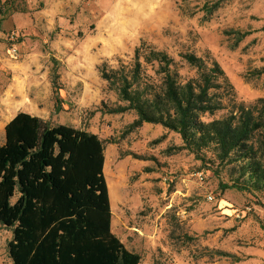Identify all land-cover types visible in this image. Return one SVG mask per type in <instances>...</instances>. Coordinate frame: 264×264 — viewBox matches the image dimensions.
Wrapping results in <instances>:
<instances>
[{
    "label": "rangeland",
    "instance_id": "374dc122",
    "mask_svg": "<svg viewBox=\"0 0 264 264\" xmlns=\"http://www.w3.org/2000/svg\"><path fill=\"white\" fill-rule=\"evenodd\" d=\"M215 3L219 8L204 17L203 5ZM228 30L250 34L231 49L235 35H224ZM141 42L177 62L183 53H208L238 102L264 98V0H0V119L22 111L102 141L104 170L112 175L105 177L110 229L140 264H264V189H222L239 178L229 166L177 150L180 137L159 125L129 131L132 111L99 112L102 103L118 102L98 68L129 64ZM61 58L74 61L79 79L63 71ZM180 73L192 71L183 63ZM246 209L234 217L233 210ZM10 239L0 227V264H12Z\"/></svg>",
    "mask_w": 264,
    "mask_h": 264
},
{
    "label": "trees",
    "instance_id": "16d2710c",
    "mask_svg": "<svg viewBox=\"0 0 264 264\" xmlns=\"http://www.w3.org/2000/svg\"><path fill=\"white\" fill-rule=\"evenodd\" d=\"M218 8L219 3L203 5L204 17ZM223 34L235 35L234 49L250 32ZM179 58L141 42L129 64H102L99 76L118 103H102L99 112L132 111L136 118L129 131L144 123L159 125L180 137L177 150L203 163L229 166L239 178L222 189L263 191L264 98L251 105L238 102L208 53ZM52 63L55 94L59 74ZM183 63L190 76L180 73ZM104 163L102 141L85 130L51 125L24 112L6 124L0 146V227L11 232L7 254L12 264H140V255L111 232Z\"/></svg>",
    "mask_w": 264,
    "mask_h": 264
},
{
    "label": "crops",
    "instance_id": "0c3cea01",
    "mask_svg": "<svg viewBox=\"0 0 264 264\" xmlns=\"http://www.w3.org/2000/svg\"><path fill=\"white\" fill-rule=\"evenodd\" d=\"M57 60V59H56ZM58 62H61L62 63V65H63V71H65L66 73H69V74H71V76H73V78H75V79H79V77L77 76V74H80V70H78V71H75V67H73L74 66V61H69L68 59H59V60H57ZM10 67H12V66H10ZM47 69H46V73H48V67H46ZM13 71L15 70V68H14V66L11 68ZM12 71V72H13ZM62 71V72H63ZM74 73H75V75H74ZM14 74V73H13ZM61 79L63 80L64 79V77H63V75L61 74ZM13 100H15L16 101V99H13ZM18 112H22V111H18ZM18 112H15V113H13L12 115H10L9 117H7V118H1L0 119V140H1V144H0V146L4 143V128H5V126H6V124L18 113ZM28 114V113H27ZM32 116H34V115H32ZM37 117H39V118H41V119H43L42 117H40V116H37ZM44 120V119H43Z\"/></svg>",
    "mask_w": 264,
    "mask_h": 264
},
{
    "label": "built area",
    "instance_id": "2783aa9c",
    "mask_svg": "<svg viewBox=\"0 0 264 264\" xmlns=\"http://www.w3.org/2000/svg\"><path fill=\"white\" fill-rule=\"evenodd\" d=\"M11 52L15 53V52H16V49H15V48H12V49H11ZM196 177H197L200 181L203 180V176H202L201 173L196 174ZM206 199H207L208 201H213L214 198H213V196H212L211 194H209V195H207ZM248 211H249V209H246V212H244V211L240 212V211H238V210H233V215H234V217H235L236 219H240V218H241V213H242V214L244 213L243 215H245Z\"/></svg>",
    "mask_w": 264,
    "mask_h": 264
},
{
    "label": "bare ground",
    "instance_id": "6f19581e",
    "mask_svg": "<svg viewBox=\"0 0 264 264\" xmlns=\"http://www.w3.org/2000/svg\"><path fill=\"white\" fill-rule=\"evenodd\" d=\"M104 164H105V163H104ZM104 167H105V166H104ZM104 171H105V172H104ZM103 172H104V176H105V177H107V176H111V178H112V175L109 174L108 172H106V169H105V170L103 169ZM112 189H116V186H114V184H113V185H112V184L109 185V190H110L111 192H113ZM116 190H117V189H116ZM112 195H113V193H112Z\"/></svg>",
    "mask_w": 264,
    "mask_h": 264
}]
</instances>
